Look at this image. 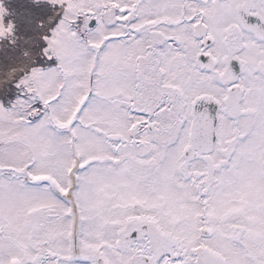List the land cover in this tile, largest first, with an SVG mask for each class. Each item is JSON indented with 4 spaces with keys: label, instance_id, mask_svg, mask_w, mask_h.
Here are the masks:
<instances>
[{
    "label": "snow or ice",
    "instance_id": "obj_1",
    "mask_svg": "<svg viewBox=\"0 0 264 264\" xmlns=\"http://www.w3.org/2000/svg\"><path fill=\"white\" fill-rule=\"evenodd\" d=\"M0 264H264V0H0Z\"/></svg>",
    "mask_w": 264,
    "mask_h": 264
},
{
    "label": "trees",
    "instance_id": "obj_2",
    "mask_svg": "<svg viewBox=\"0 0 264 264\" xmlns=\"http://www.w3.org/2000/svg\"><path fill=\"white\" fill-rule=\"evenodd\" d=\"M18 12V9L13 7L12 8V11L10 12V14H16Z\"/></svg>",
    "mask_w": 264,
    "mask_h": 264
}]
</instances>
